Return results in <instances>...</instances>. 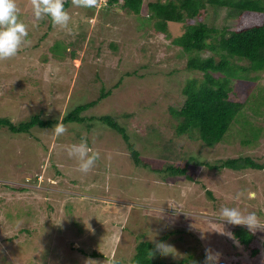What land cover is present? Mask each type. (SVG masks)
Masks as SVG:
<instances>
[{
  "label": "rangeland",
  "instance_id": "1",
  "mask_svg": "<svg viewBox=\"0 0 264 264\" xmlns=\"http://www.w3.org/2000/svg\"><path fill=\"white\" fill-rule=\"evenodd\" d=\"M96 1L95 10L71 3L69 30L53 26L50 18L38 20L32 0H16L30 38L16 56L0 60V117L19 122L38 112L58 119L54 126L63 124L67 112L96 100L104 88L110 94L83 114L119 115L152 166L162 161L184 166L194 157L189 173L195 180L137 165L123 136L101 122L93 128L63 124L68 131L59 137L54 126L24 134L2 128L0 264H130L142 239L171 245L174 253H153L167 264L184 259V264H204L206 248L219 253L218 264H264V228L250 230L254 239L245 245L235 236V224L220 218L221 208L228 206L254 211L264 221V170H216L205 163L246 153L264 161V131L247 143L250 132L239 120L213 147L189 134L177 135L170 107L183 99L186 79L204 76L187 68L190 54L173 43L183 28L173 24L169 36L156 31L148 20L153 0H144L140 15L127 13L120 1L108 7ZM207 16L218 29L236 19L225 8L210 7ZM43 35L35 49L25 47ZM65 43L78 54L72 61ZM261 73L256 83L233 80L232 97L251 94L264 101L255 87L264 85ZM250 106L244 105L245 116L264 125V112L255 116ZM81 140L100 153L87 173L67 151ZM254 246L259 253H253Z\"/></svg>",
  "mask_w": 264,
  "mask_h": 264
},
{
  "label": "trees",
  "instance_id": "2",
  "mask_svg": "<svg viewBox=\"0 0 264 264\" xmlns=\"http://www.w3.org/2000/svg\"><path fill=\"white\" fill-rule=\"evenodd\" d=\"M118 1L121 2L127 13L141 14L144 0H108L106 7ZM71 3L72 0H65V8L68 9ZM96 7L95 4L91 9L95 10ZM148 7L150 10L148 20L153 23L156 31L169 36L173 24L183 28L182 34L176 37L173 43L180 45L190 54L187 68L200 71L204 75L202 78L186 79L182 86L183 99L178 101L179 105L170 107L172 116L176 119L174 124L176 134H189L193 138L201 139L207 146L213 147L226 140L225 136L233 128L234 123L241 120V125L247 126L246 130H242L246 131L247 134L250 132L244 141L247 143L254 142L257 136L264 131V125L252 123L245 116L243 107L250 103L254 115L259 116L260 113L264 112V101L253 100L251 94L242 99L246 103L233 98L231 83L235 79L240 80L245 85H247L246 81L259 82L261 72L264 71V0H153L148 3ZM210 7L225 8L232 11L236 15L233 26H226L222 29L210 26L207 20ZM26 38H30V36ZM44 38L46 35H43L38 40L39 42L29 43L25 47L35 49ZM70 45L65 43V49L70 52V61H72L78 54L75 49L70 50ZM205 50L212 51L213 54L203 57L201 53ZM214 54H217L220 59L216 60ZM255 87L256 89L260 88V92L264 94V85L257 83ZM248 92L251 93V89ZM109 94L110 90L106 92L102 88V93L96 100L79 103L66 113L62 119L63 124H85L88 128H93L97 122L106 124L123 136L127 142L130 155L137 165L160 174L187 176L195 180V177L189 173L192 169L189 166L190 161L194 160V157H191L184 166L166 161H162V166H152L142 158L140 151L130 139L127 127L121 123L119 115L105 113L85 116L83 114ZM259 105H262L261 109L258 107ZM57 122L59 121L56 118H42L38 112L19 122L10 117L1 116L0 130L5 128L12 133L24 134L30 133L36 126L52 127ZM72 130L81 137L76 128ZM164 158L167 159L165 156ZM205 163L209 168L216 170H225V168L238 171L249 168L264 170V161L247 153ZM209 195L213 197L211 191H209ZM234 228L235 236L243 244L249 245L253 241L254 235L247 227L234 225ZM158 244L159 242L154 243L142 239L136 246L137 251L130 264H167L153 255V249ZM259 251L258 247H253L254 254L259 253ZM96 254L94 252L93 255L96 256ZM185 261L186 259L182 260L181 263L184 264ZM114 264L122 263L115 261ZM190 264H196V262Z\"/></svg>",
  "mask_w": 264,
  "mask_h": 264
},
{
  "label": "clouds",
  "instance_id": "3",
  "mask_svg": "<svg viewBox=\"0 0 264 264\" xmlns=\"http://www.w3.org/2000/svg\"><path fill=\"white\" fill-rule=\"evenodd\" d=\"M72 3L77 7L91 8L96 4V0H72ZM32 7L34 16L38 20L50 18L53 26L70 30L72 17L65 8V0H32ZM19 13L20 9L16 0H0V60L16 56L28 36V27L19 19ZM67 131V127L63 124L54 126V134L57 137L64 135ZM67 151L70 157H74L78 161L79 170L83 173L92 169L100 157V153L92 150L85 140L73 143ZM249 195L254 197L255 193H249ZM220 218L229 224L245 226L249 230L264 228V221H261L256 212L245 214L238 207H222ZM171 249V245L160 243L153 249V253L155 256L174 253ZM205 253L204 264H218V252L206 248Z\"/></svg>",
  "mask_w": 264,
  "mask_h": 264
},
{
  "label": "built area",
  "instance_id": "4",
  "mask_svg": "<svg viewBox=\"0 0 264 264\" xmlns=\"http://www.w3.org/2000/svg\"><path fill=\"white\" fill-rule=\"evenodd\" d=\"M103 1H105L106 4H107V2H108V0H103Z\"/></svg>",
  "mask_w": 264,
  "mask_h": 264
}]
</instances>
